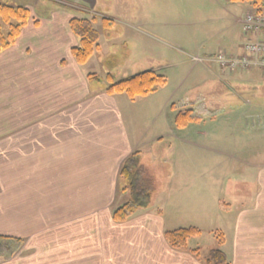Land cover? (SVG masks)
<instances>
[{"label": "crops", "instance_id": "0c3cea01", "mask_svg": "<svg viewBox=\"0 0 264 264\" xmlns=\"http://www.w3.org/2000/svg\"><path fill=\"white\" fill-rule=\"evenodd\" d=\"M34 1L39 0L21 4L30 19L15 42L0 51V236L24 239L31 247L9 259L0 257V264H64L65 259L59 263L39 257V251L46 255L53 246L45 241L59 234L65 239L72 233L71 224L84 223L85 233L94 238L92 253L100 256L91 264H204L188 251L196 243L190 240L188 250H173L164 239L163 232L176 228L182 218L167 211L164 202L174 204L172 199L164 198L160 214L146 210L123 223L111 219L117 195L120 204L129 198L126 192L118 193V171L142 147L134 124L148 111L134 115L138 97L130 100L125 94L91 89L86 74L102 72L101 38L91 59L77 64L71 48L78 39L69 20L82 17L79 10L66 0H43L41 7ZM112 19L113 24L121 20ZM169 106L170 101L162 107ZM262 172L264 165L252 181L253 194L236 210L227 205L221 209L218 199L216 216L223 221L215 229L224 233L222 249L228 258L230 254V264H264ZM204 207L198 212L189 209L193 224L214 226L213 214ZM206 251L201 248L200 257Z\"/></svg>", "mask_w": 264, "mask_h": 264}, {"label": "rangeland", "instance_id": "374dc122", "mask_svg": "<svg viewBox=\"0 0 264 264\" xmlns=\"http://www.w3.org/2000/svg\"><path fill=\"white\" fill-rule=\"evenodd\" d=\"M7 1L21 5L27 0ZM42 1H38L39 5L34 3L41 7ZM96 1L85 4L89 12L121 19L109 27H104L100 20L95 25L103 56L98 67L116 78L152 68L166 79L165 86L136 98L132 106L134 115L148 111L143 121L134 124V134L142 140V147L136 150L138 181L146 179L151 184V205L162 208L164 198L172 199L174 204H164L170 213L176 211L181 215L176 228L199 227L201 234L192 238L191 243H196L199 250L206 247V255L210 247L217 246L212 230L223 221L216 214L220 211L219 197L221 209L227 205L226 209L236 210L253 194L252 181L264 165V74L258 67L230 71L212 61L193 62L191 57L238 52L244 39L241 21L249 5L228 0ZM169 101L170 106L164 109L162 106ZM185 109H192L198 120L176 128L172 116ZM157 137L160 138L154 139ZM119 200L117 195L110 206L112 210L120 204ZM203 205L213 214L214 226L193 224L189 209L198 212ZM70 229L72 233L65 239L59 234L45 241L53 247L45 251L46 255L39 251V257L59 263L65 259L64 264H91L92 259L100 257L92 253L94 238L85 233V223L71 224ZM21 240L20 246L12 244L15 254L10 258L31 247ZM226 251L229 252L227 247Z\"/></svg>", "mask_w": 264, "mask_h": 264}, {"label": "trees", "instance_id": "16d2710c", "mask_svg": "<svg viewBox=\"0 0 264 264\" xmlns=\"http://www.w3.org/2000/svg\"><path fill=\"white\" fill-rule=\"evenodd\" d=\"M62 1V0H60ZM231 3L245 2L249 8L259 7L264 0H228ZM76 5V4H75ZM82 5V4H81ZM77 5L86 9L83 5ZM71 7L75 8L74 5ZM248 8V9H249ZM30 14L27 8L21 5H14L6 1L0 2V51L7 49L18 38L21 29L28 23ZM101 21L104 27L111 25L110 18L97 16L94 13L85 12L81 18H71L69 20V28L77 37L78 43L71 48V55L75 62L79 65L86 64L93 54L99 49L100 33L95 26L98 21ZM239 51L233 55H226V58H232L238 55L241 50V44L238 46ZM223 69V68H222ZM86 78L91 84V89L94 91L100 88L108 95L125 94L130 100L136 97L147 96L154 93L158 88L165 86L166 79L162 75H158L152 68L142 69L136 73L116 78V76L103 69L101 73L90 72L86 74ZM97 83V85H93ZM264 93V92H263ZM174 108V104L171 105ZM192 109H185L174 114V126L183 128L189 123L197 121L198 117L193 115ZM139 151L133 152L121 164L118 171V187L122 193H127L129 198L119 206H116L111 212V219L115 223H123L133 216L151 210L160 214L161 210L151 202L149 181L140 179L138 165ZM138 170V171H137ZM213 236L216 239V247H210L207 254L202 260L204 264H230L228 255L222 249L225 242V236L222 230H212ZM201 234L199 227L182 226L172 229H166L163 236L168 246L173 250H188V242ZM12 241L13 243H9ZM20 246L23 244L21 239H11L9 237L0 236V257L9 259L15 254L13 245ZM196 258L200 259V250L198 247L188 250Z\"/></svg>", "mask_w": 264, "mask_h": 264}, {"label": "built area", "instance_id": "2783aa9c", "mask_svg": "<svg viewBox=\"0 0 264 264\" xmlns=\"http://www.w3.org/2000/svg\"><path fill=\"white\" fill-rule=\"evenodd\" d=\"M244 39L237 56L226 58L219 52L212 60L226 70H243L258 67L264 74V2L259 7L249 8L241 21ZM194 62L205 59L192 56Z\"/></svg>", "mask_w": 264, "mask_h": 264}, {"label": "flooded vegetation", "instance_id": "af4514ba", "mask_svg": "<svg viewBox=\"0 0 264 264\" xmlns=\"http://www.w3.org/2000/svg\"><path fill=\"white\" fill-rule=\"evenodd\" d=\"M76 1V2H75ZM66 0L65 2H67L66 4H69L70 6H72V5H74L75 6V9H77V10H79L80 11V13H82L83 15L85 14V12H88V13H93V12H89L90 11V9L88 8V6L87 5H85L86 3H84V2H82L81 0ZM81 1V2H80ZM76 4V5H75ZM83 5L85 8H87V10L86 9H83V8H81V7H79V6H77V5ZM81 5V6H82ZM94 14H96V13H94ZM97 16H104V17H107V18H110V20L112 21L111 22V25L113 24V17L111 16V15H104V14H102V13H98V14H96ZM83 17V16H82ZM81 18V17H80Z\"/></svg>", "mask_w": 264, "mask_h": 264}]
</instances>
